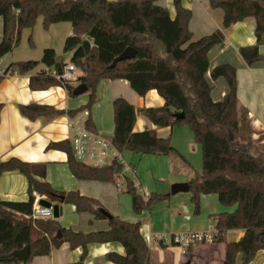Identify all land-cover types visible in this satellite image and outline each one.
<instances>
[{
    "label": "trees",
    "instance_id": "16d2710c",
    "mask_svg": "<svg viewBox=\"0 0 264 264\" xmlns=\"http://www.w3.org/2000/svg\"><path fill=\"white\" fill-rule=\"evenodd\" d=\"M158 0H0V18L4 29L0 43V60L21 43L24 29H34L42 18L45 29L57 23H72L73 34L67 37L64 53H72L71 64L82 72L77 82L88 87L89 104L86 108L68 111L73 116L89 110L96 100L99 83L104 79L127 80L132 89L145 96L153 89L165 101L164 106L136 110L123 97L115 99V129L112 138L114 148L135 155L181 154L170 139L161 138L155 130L134 132L138 112L148 117L160 128L188 126L194 139L202 148V174L189 181L194 212L199 214L201 195L215 194L221 205L234 207L232 212L213 216L214 242L224 245L225 264H242L254 261L259 251H264V153L251 138L248 114L238 106V82L236 66L219 64L211 70L209 53L225 42L223 29L255 19L256 43L241 47L240 53L250 67L264 63L260 47L264 45V0H207L213 9L223 10V29L194 40L189 29L192 17L182 0H173L176 14L171 17L168 8ZM30 41L33 43L32 38ZM128 47L136 50V57L112 63ZM42 59L13 63L9 72L25 74L44 64L47 70L60 71L67 64L52 49L43 52ZM47 70H41L30 79L33 90L61 85ZM224 78L228 91L223 100L211 98L214 89L208 80ZM0 77V81H1ZM70 97L76 96L75 86L63 85ZM3 106L0 104V113ZM21 112L30 119L55 116L59 110L46 105H24ZM182 113L184 118H177ZM85 123L93 129L89 116ZM49 149L63 150L68 154V166L74 176L84 181L116 183L123 171L118 159L107 166L87 165L75 158L69 141L53 143ZM19 170L28 178L29 200L24 202L0 201V264H20L16 251L29 247L31 264L35 257L50 255L54 249L67 243L71 249L80 247L83 252L75 264H84L87 247L93 243H119L125 254L110 252L109 261L115 264H154L151 248L140 231L139 223L123 221L117 216L106 215L102 204L76 192L55 191L46 182H40L46 169L42 165L22 163L16 159L0 164V175ZM126 191L133 199V210L140 214L151 210L167 199L168 194H140L135 182L124 177ZM35 194L46 196L53 202L60 200L72 204L78 212L89 213L95 219L109 220V229L84 233L65 228L55 218L34 220L30 218ZM244 230L238 242L227 241L231 230Z\"/></svg>",
    "mask_w": 264,
    "mask_h": 264
},
{
    "label": "crops",
    "instance_id": "0c3cea01",
    "mask_svg": "<svg viewBox=\"0 0 264 264\" xmlns=\"http://www.w3.org/2000/svg\"><path fill=\"white\" fill-rule=\"evenodd\" d=\"M157 3L168 8L171 17L175 16L173 0H158ZM182 3L192 12L189 29L194 35V40L210 35L217 29H223L222 9H213L207 0H182ZM3 29V20L0 18V43ZM223 31L226 35L225 42L214 47L209 53L211 70L219 64L237 67L238 106L247 111L248 125L252 130L251 138L264 153V63H256L249 67L240 53L241 47L256 43L255 19L248 18ZM33 33L35 37L41 33L44 40L33 48L22 42L21 46L0 60V77L2 78L0 104L3 106L0 113V164L16 159L22 163L43 165L46 174L43 178L35 175L36 180L48 183L58 192L78 191L85 197L98 200L106 211V215L117 216L131 223H139L140 231L151 248V260L154 264H225L224 245L194 244L184 251L172 242V237L176 233L215 231L213 216L234 210V207L221 205L217 195L205 194L201 195L200 212L197 214L194 212L190 191L171 195L173 184H189V180L196 174H202V148L194 141V134L189 128L177 126L160 128L138 112L134 132L155 130L159 137L171 140L183 159L177 155H135L131 151L120 153L114 149L109 164L115 159H120L119 163L123 167L116 183L79 180L68 166L67 152L48 148L51 144L62 141H69L72 144L77 130L84 128L88 120L85 112L90 113L93 121L91 131L112 140L115 129L113 101L117 98L123 97L137 111L162 107L165 101L154 89L145 96H141L132 89L127 80L104 79L98 85L96 100L91 108L73 116L69 115L68 111L86 108L89 104L88 93L70 97L67 88L63 85L33 90L29 85L31 77L41 70H47L42 63L23 75L12 72L6 75L5 73L7 67L13 63L39 62L46 49H52L57 55L62 56L66 38L73 34V26L71 22L57 23L48 30H44L42 18H39L35 30L25 29L22 38L30 35V40ZM260 49L261 54L264 55V45ZM70 55L69 64L73 56L72 53ZM78 76H82L81 71ZM207 77L214 86L211 98L215 102L222 101L228 91L227 82L224 78L213 82L210 73ZM72 85L77 87L80 84L75 81L71 83ZM33 104L50 106L61 113L30 119L22 114L21 107ZM70 123L75 124L74 128L69 127ZM124 177L131 178L139 193L145 198L157 193L168 194V197L157 203L151 210H143L140 214H136L133 210V199L126 191ZM119 184L123 187L121 192H119ZM37 196L40 202L49 201L53 206L61 208L60 215L55 219L65 228L84 233L109 229L107 219H95L89 213L78 212L74 205L62 200L53 202L46 196ZM28 200L27 176L19 170L6 171L0 175V201L27 203ZM243 235L242 229L231 230L226 238L229 242H238ZM158 236H163V239H155ZM151 237L154 240H150ZM87 249L88 255L84 264H115L107 259V255L110 252L125 254V249L116 242L93 243ZM82 252L83 249L80 247L71 249L67 243H64L60 248L54 249L50 255L35 257L31 264H75ZM237 260V264H242L240 256ZM250 264H264V251H259Z\"/></svg>",
    "mask_w": 264,
    "mask_h": 264
},
{
    "label": "built area",
    "instance_id": "2783aa9c",
    "mask_svg": "<svg viewBox=\"0 0 264 264\" xmlns=\"http://www.w3.org/2000/svg\"><path fill=\"white\" fill-rule=\"evenodd\" d=\"M61 85L65 83H72L78 79V71L75 65L67 64L60 71L54 69L47 70ZM89 116V112H85ZM75 124L70 123L69 127L74 128ZM72 152H74L75 158L81 162L88 163L94 166H107L111 157V153L115 149L112 140L107 137L96 135L86 127L77 130L72 141ZM121 162L120 159H118ZM119 192L122 190V186L119 184ZM34 206L30 214V218L34 220L53 219L52 208L42 206L40 199L35 195ZM215 231L207 232H191L190 233H176L172 237L174 245L181 247L184 251L194 244H207L214 242ZM163 239V236L155 237V239ZM154 240V238H149Z\"/></svg>",
    "mask_w": 264,
    "mask_h": 264
},
{
    "label": "water",
    "instance_id": "95a60500",
    "mask_svg": "<svg viewBox=\"0 0 264 264\" xmlns=\"http://www.w3.org/2000/svg\"><path fill=\"white\" fill-rule=\"evenodd\" d=\"M136 55H137L136 50L132 47H128L127 49H125L122 52V54L118 58H116L114 60L111 67H115L116 64L120 63V61L134 59L136 57ZM88 90L89 89H88V87H86L85 84H80L76 87L74 94L76 96H80V95L86 94L88 92ZM176 116H177V118H184L185 117L182 113L176 114ZM189 190H190V184H188V183H175V184H173V186L171 188V195L177 194V193H188ZM41 205L46 206L48 208H52L53 215L55 218H58V216L60 215L61 208H59L58 206H53L51 202L43 200V201H41ZM108 217H110V215ZM15 254L23 263H27V261L30 258L29 247L26 246L22 250L16 251Z\"/></svg>",
    "mask_w": 264,
    "mask_h": 264
},
{
    "label": "rangeland",
    "instance_id": "374dc122",
    "mask_svg": "<svg viewBox=\"0 0 264 264\" xmlns=\"http://www.w3.org/2000/svg\"><path fill=\"white\" fill-rule=\"evenodd\" d=\"M37 23V22H36ZM37 26V24L35 25V27ZM35 27H34V30H35ZM43 28H44V25H43ZM25 30V29H24ZM23 30V31H24ZM44 30H47V29H45L44 28ZM34 32V31H33ZM23 33V32H22ZM23 36H21V38H22ZM29 37H30V35H28V36H25L24 38H22V41H21V43H20V45L19 46H21L22 45V42L24 43V44H27L30 48H33V46L34 45H38V43H41V41H43L44 39H43V36H42V34L41 33H38V36L37 37H35V35H34V33H33V36H32V40H33V43L29 40ZM47 37V36H46ZM18 46V47H19ZM17 47V48H18ZM62 57H63V59H64V61H65V63H67V64H69L70 63V57H71V55H70V53H66V54H64L63 52H62ZM78 71V73H79V69L77 70ZM79 77V76H78ZM178 128H180V127H182V128H189L188 126H177ZM194 141H195V139H194ZM196 142V141H195ZM201 164H202V154H201ZM202 169H203V164H202Z\"/></svg>",
    "mask_w": 264,
    "mask_h": 264
}]
</instances>
